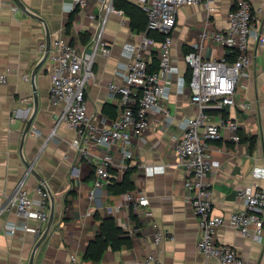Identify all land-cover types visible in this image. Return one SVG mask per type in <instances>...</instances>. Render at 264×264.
<instances>
[{"label":"crops","instance_id":"obj_1","mask_svg":"<svg viewBox=\"0 0 264 264\" xmlns=\"http://www.w3.org/2000/svg\"><path fill=\"white\" fill-rule=\"evenodd\" d=\"M248 1L254 22L264 23V0ZM65 2L0 0V69L7 72L6 81L0 83V204L27 166H32L27 185L32 190L44 185L49 191V217L52 212L48 232L35 248L49 217L46 222H40L31 214L0 211V264H29L33 253L32 264H67L71 253L75 254L77 264H119L122 261L220 264L216 258L206 257L196 248L200 229L183 187L185 171L177 166L175 143L183 132L185 119L196 113L186 87L190 70L184 54L199 50L204 57L226 55L222 46L211 38H204L202 33L206 29H224L235 0H214L210 11L204 4L179 8L172 31L177 70L171 76L168 95L160 99L161 106L166 107L170 115L149 113V126L141 134L132 135L134 158L126 160L122 169L112 165L109 180L97 188L94 196L90 195L94 163L79 157L70 144L75 136L74 128L63 122L57 126L55 134H50L60 106L50 101L47 61L32 76L42 57L38 49L41 41L66 35L72 43L84 45L80 34H88L90 40L96 31L98 2L87 0L74 8ZM125 16L124 23L118 13L108 16L104 36L111 51L95 57V77L86 89L88 111L95 120L109 122L112 118L103 111L104 104L114 106L115 110L119 104L118 96L109 91L108 84L111 81L123 83V68L129 62L127 46L138 37L129 16ZM246 53L249 57L247 74L237 84L234 102L220 111L236 128L222 126L221 137L209 142L212 167L205 179L212 190V213L225 219L216 230V240L233 245L242 264H259L264 261V229L262 237L255 238L242 235L230 223L231 212L242 205L236 190L253 182L264 188V49L250 37ZM218 114L217 110H210L208 122H218ZM29 120L30 128L24 134ZM234 133L240 136L238 141L232 139ZM118 147L112 150L116 161L119 160ZM94 151L101 155L106 148L95 145ZM127 169L134 190L147 195L150 213H134L124 203L125 194L115 195L108 188L112 181H120ZM107 216L113 217L125 231L126 240L117 249L108 247L99 260L84 258L88 243L99 231L100 221ZM158 231H163L165 236L157 242ZM149 256L152 258L147 260Z\"/></svg>","mask_w":264,"mask_h":264},{"label":"built area","instance_id":"obj_2","mask_svg":"<svg viewBox=\"0 0 264 264\" xmlns=\"http://www.w3.org/2000/svg\"><path fill=\"white\" fill-rule=\"evenodd\" d=\"M86 1L66 0L65 3L74 8L84 5ZM95 1L100 7L99 21L91 39L84 45H76L66 35H59L50 42L45 59L50 76V101L60 106L50 134H55L57 126L63 122L74 128L75 136L70 144L79 157L94 163L91 196L109 180L112 165L122 169L126 160L134 158L131 138L149 126V113L157 111L170 115L167 108L161 106L160 99L168 95L171 76L177 70V57L172 51V31L179 8L183 5L204 4L210 11L214 0H127L145 13L146 26L144 30H136L137 39L127 46L129 62L123 68V83L111 81L108 84L109 91L119 98L115 115L109 122L105 119L95 120L94 115L90 114L86 89L95 77L93 64L96 55L109 54L111 51L104 36L108 16L118 13L122 23L126 22V16L123 9L115 6V0ZM254 17L248 0H235L228 12L227 26L224 29H206L202 33L204 38H211L222 46L226 55L235 53V59L228 60L226 55L204 57L199 50H190L183 57L190 70L186 87L196 113L185 119L183 132L176 140L177 166L185 171L183 187L198 220L200 237L196 248L206 257L216 258L220 264H242V259L233 245L216 240V230L225 219L220 214L212 213V190L205 179L212 167L208 146L211 140L221 137L222 126L232 130L236 128L235 123L225 119L220 111L234 102L237 84L247 74L249 57L246 49L250 37L256 39L264 49V23H255ZM151 32L158 33L160 38ZM38 49L43 55L46 42L41 41ZM154 59L158 63L156 69L150 68ZM6 79L7 72L0 69V83ZM210 110L219 112L218 122H208ZM34 133L39 134L38 131ZM232 139L238 141L240 136L234 133ZM95 145H103L106 151L97 155ZM114 147L119 148L118 161L112 153ZM31 170L32 166H27L14 188L4 195L0 211L31 214L40 222H46L49 217V191L43 184L30 189L26 179ZM236 194L242 200V205L231 212V225L244 236L261 238L264 229V188L253 182L237 189ZM124 203L134 213H150L147 209L149 199L141 190L127 191ZM164 236L163 231H158L155 240L158 242ZM151 258L149 256L147 260ZM147 262L122 261L119 264ZM67 264H77L75 254H70ZM259 264H264V261Z\"/></svg>","mask_w":264,"mask_h":264},{"label":"trees","instance_id":"obj_3","mask_svg":"<svg viewBox=\"0 0 264 264\" xmlns=\"http://www.w3.org/2000/svg\"><path fill=\"white\" fill-rule=\"evenodd\" d=\"M115 6L123 9L125 14L130 18V25L133 29L144 30L146 26V16L140 7L127 1V0H115ZM71 20V15L69 21ZM150 34L154 35L156 38H160L158 33L151 32ZM81 40L83 43H87L89 36L86 33H81ZM235 53H229L226 55L228 60L235 59ZM158 63L152 60L150 68L156 69ZM103 111L107 113L111 118L115 115V107L110 104H104ZM134 182L130 179V170L127 169L120 181H112L108 184V188L115 195H122L125 192L134 189ZM124 230L119 227L114 218L111 216L104 217L100 221L99 231L96 234L95 238L92 239L84 252V258L91 260H99L103 252L108 248L117 249L120 247L121 243L126 240L124 235Z\"/></svg>","mask_w":264,"mask_h":264},{"label":"water","instance_id":"obj_4","mask_svg":"<svg viewBox=\"0 0 264 264\" xmlns=\"http://www.w3.org/2000/svg\"><path fill=\"white\" fill-rule=\"evenodd\" d=\"M18 2V0H16ZM50 39L47 38V41H46V50L45 52L43 53L41 59L39 60V62L37 63V65L35 66L34 70H33V74L32 76H34V74L39 70V68L41 67V65L44 63L46 57H47V53H48V50L50 48ZM30 125H31V120H29V122L27 123L26 127H25V131H24V134L25 132L30 128ZM51 221H52V212L50 214V217H49V220H48V224H47V227L45 229V231L43 232V234L41 235V237L39 238V240L37 241L36 245H35V248H37L39 246V244L42 242V240L44 239L45 235L47 234L48 232V229H49V226L51 224ZM33 257H34V253L32 254L31 256V259H30V262L29 264H32L33 263Z\"/></svg>","mask_w":264,"mask_h":264}]
</instances>
